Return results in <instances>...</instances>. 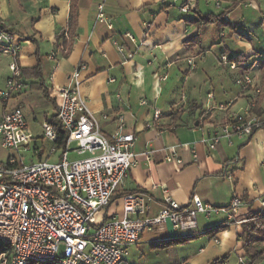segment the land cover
I'll return each mask as SVG.
<instances>
[{
	"label": "crops",
	"instance_id": "obj_1",
	"mask_svg": "<svg viewBox=\"0 0 264 264\" xmlns=\"http://www.w3.org/2000/svg\"><path fill=\"white\" fill-rule=\"evenodd\" d=\"M170 1L78 0L77 35L68 55H64L57 36L67 30L71 0H0V22L22 38L18 54L21 67L32 68L41 61L50 87L66 84L81 62L87 64L82 73V93L93 111L110 115L108 120H101L103 131L110 134L116 115L123 112L128 129L137 136V163L129 171L124 190L151 194L150 215L163 208L166 194L182 205L196 194L205 202L227 206L236 193L244 200L237 218L264 212V129L257 130L251 138H223L215 150L201 142L205 119L216 121L224 117L220 104L231 102V108L239 110L254 95L252 91L241 92L236 78L242 70L222 65L221 54L247 62L254 84L264 87V0H197L188 12L169 7ZM236 1L224 16L227 25L218 28L208 24L200 29L196 21L202 16L219 14ZM99 4H104L106 21L98 19ZM198 32L202 35L200 42L191 40ZM118 45H124L126 51ZM54 51L57 54L51 58ZM128 52L134 56L128 58ZM192 56L197 61L202 59L191 69L188 59ZM12 58L0 46V86L10 76ZM164 75L166 79L162 78ZM205 76L208 79L202 93L201 79ZM24 80V89L11 99L9 108L21 106L27 120L40 121L43 112L41 124L51 121L56 115L54 99H47L34 87L35 79ZM209 93H213L210 99ZM142 100L148 103L143 104ZM48 104L51 112L35 111ZM261 105L260 110L264 111V101ZM155 108L162 111L159 119H154ZM205 111L208 113L204 117ZM146 148L151 149L150 158L143 154ZM172 148L181 162L167 160ZM228 171L233 172V180L226 177ZM116 194L101 211V219L122 215L123 191ZM221 224L227 229L214 233L212 229ZM242 224L230 222L227 212L199 214L193 231L175 228L167 220L145 230L139 242L129 247L126 261L240 264V256L245 254ZM188 234L192 238L186 243L171 242ZM163 241L166 242L159 244ZM224 256L228 257L225 262H215Z\"/></svg>",
	"mask_w": 264,
	"mask_h": 264
},
{
	"label": "built area",
	"instance_id": "obj_2",
	"mask_svg": "<svg viewBox=\"0 0 264 264\" xmlns=\"http://www.w3.org/2000/svg\"><path fill=\"white\" fill-rule=\"evenodd\" d=\"M196 1L172 0L167 5L188 12ZM103 8L104 4H99L98 19L106 21ZM126 36L135 40L131 33ZM0 46L13 56L9 62L10 76L0 86L1 145L18 150V155L10 154L8 160H0V264H132L126 261L129 247L139 242L145 230L167 220L175 228L192 230L198 226L199 214L227 212L229 221L237 223L250 219L249 215L236 217L244 203L236 193L227 206L205 202L196 194L188 204L182 205L166 194L163 208L150 215L151 194L124 190L129 171L137 163V136L128 129L123 112L116 115L115 128L110 134L103 131L101 120H108L110 115L93 111L82 93L85 62L74 69L66 84L50 87L58 124L45 121L43 136L35 137L23 108H9L11 99L25 87L18 62L22 38L0 27ZM118 47L126 51L124 45ZM56 54L54 51L50 57ZM133 56V52L127 53L128 58ZM188 62L191 69L195 68L196 56ZM219 62L242 70L236 83L242 93L252 91L254 95L239 110L232 109L231 102L220 104L218 108L225 112L220 120L205 119L201 142L210 150L217 149L223 138L230 141L234 136L251 138L257 130L264 129V111L258 109L262 88L254 84L247 62L231 59L225 53L220 55ZM162 78L166 79L167 75ZM212 97L213 93H209L208 98ZM161 114V109L155 108L154 119H159ZM59 127L67 132L62 147L58 145ZM45 140L53 144L49 150L45 148ZM19 152H31L38 159L25 161ZM143 154L150 158L151 149L146 148ZM193 156L197 161L194 148ZM53 157L54 160L50 159ZM173 159L181 162L175 148L167 156V160ZM226 177L233 180V172L228 171ZM118 191H123L122 215L101 219V211L111 204ZM261 203L264 205V196ZM215 241L219 242L218 238ZM239 263L264 264V256L252 260L244 254Z\"/></svg>",
	"mask_w": 264,
	"mask_h": 264
},
{
	"label": "trees",
	"instance_id": "obj_3",
	"mask_svg": "<svg viewBox=\"0 0 264 264\" xmlns=\"http://www.w3.org/2000/svg\"><path fill=\"white\" fill-rule=\"evenodd\" d=\"M242 1V0H238ZM238 1L234 2L231 6H229L227 9L222 11L219 14L214 13H208L204 16H202L201 20L196 21L198 24H200V29L204 28L208 24H213L215 27H224L227 25V21L224 18L225 14L231 10L235 5L238 3ZM77 22H78V0H71V8H70V15H69V22L67 30L61 32L57 36L58 41H62V51L64 55H68L72 48V44L75 40V37L77 35ZM0 27L3 29H8L5 25H3L0 22ZM201 33L198 32L195 36H192L191 40H199L201 38ZM205 50L204 48L202 49ZM234 60H237V57L231 58ZM243 61V60H241ZM43 64L41 61H39L38 65L32 68H23L22 67V74L24 77L29 79H35L34 87L42 92V94L47 98L50 99V85L45 81L44 75H43ZM264 101V87H262V92L259 94L258 97V109L262 107V102ZM52 122H55L58 124V120L56 115H54L51 119ZM58 134H59V140L58 145L62 147L65 144V139L67 137V132L62 129L61 127L58 128ZM42 153L40 154V157H42ZM117 193V192H116ZM114 194L113 198L117 194ZM123 195V194H122ZM249 220L243 222V233L241 235V238L244 242V250L245 254L252 260H257L264 256V212L259 213H249ZM227 225L221 224L219 226H216L212 229V231L215 233L217 231H222L227 229ZM195 230V229H194ZM193 231V230H188ZM192 238V234L186 235V238L178 239V240H172V243H186ZM166 241L160 242L159 244H163ZM227 256H224L222 258H219L215 260L216 263L219 262H225L227 260Z\"/></svg>",
	"mask_w": 264,
	"mask_h": 264
},
{
	"label": "rangeland",
	"instance_id": "obj_4",
	"mask_svg": "<svg viewBox=\"0 0 264 264\" xmlns=\"http://www.w3.org/2000/svg\"><path fill=\"white\" fill-rule=\"evenodd\" d=\"M201 59H202V57H199L198 61L201 60ZM198 61H197V58H196L197 64H198ZM206 79H208L207 76H205L203 79H201V81H203L202 84H201V87H202L203 84L205 85ZM204 85H203L202 93H204V88H205ZM198 90H200V83H199ZM205 95H207L206 91H205ZM37 110L38 111L48 110L49 112H51L52 111V107H51V104H48V105H45V106L40 105L38 108H36L35 111H37ZM49 112L47 113L48 117H50L49 116L50 115ZM42 113L40 115V119H39L40 121H37L36 119H33V118H29V120H28L29 121L28 122L29 123V128H30L31 132L34 134L35 137H38V136L42 137L43 133H44V129H43L42 124H41L43 119H44V117L42 116L43 115ZM44 145H45V148L47 150H49L50 147L53 144L50 141L45 140L44 141ZM19 153H20L21 156H24V160L25 161H31L32 159H38V157L34 158V155L31 152H27V153L19 152ZM10 154L18 155V150H11V149H6V148L2 147L1 139H0V160L1 161L8 160ZM54 157L50 158V159L54 160L55 159ZM127 256H128V254H127ZM38 264H42V263H38Z\"/></svg>",
	"mask_w": 264,
	"mask_h": 264
},
{
	"label": "clouds",
	"instance_id": "obj_5",
	"mask_svg": "<svg viewBox=\"0 0 264 264\" xmlns=\"http://www.w3.org/2000/svg\"><path fill=\"white\" fill-rule=\"evenodd\" d=\"M136 83H137V85H139L140 84V81H136Z\"/></svg>",
	"mask_w": 264,
	"mask_h": 264
}]
</instances>
